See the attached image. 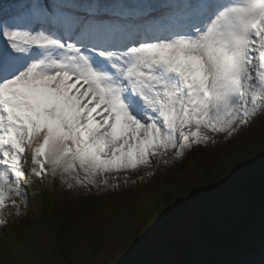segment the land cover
I'll return each instance as SVG.
<instances>
[{
  "label": "snow or ice",
  "instance_id": "snow-or-ice-1",
  "mask_svg": "<svg viewBox=\"0 0 264 264\" xmlns=\"http://www.w3.org/2000/svg\"><path fill=\"white\" fill-rule=\"evenodd\" d=\"M262 112L264 0H0V227L36 180L115 191Z\"/></svg>",
  "mask_w": 264,
  "mask_h": 264
},
{
  "label": "rangeland",
  "instance_id": "rangeland-1",
  "mask_svg": "<svg viewBox=\"0 0 264 264\" xmlns=\"http://www.w3.org/2000/svg\"><path fill=\"white\" fill-rule=\"evenodd\" d=\"M190 156L192 158L190 162L184 160L185 158L179 161H175L166 168L161 167L160 170L157 171L156 174L151 178L145 176V178L141 180L138 177L133 176L132 179L135 181L134 184L124 185L121 182L120 186L115 191L120 192V202H124L128 207L126 206V209H122L121 213L119 212L115 216L111 211L113 205V197L110 196L114 192L111 189L102 191L103 195L100 197H97V194L94 192L95 190L91 193H87L82 189H76L75 193L77 194L70 193L66 190H61L58 191L53 198V208L61 209L64 206V208H68L69 202L76 200H82L83 202L86 201V203L88 204L87 207L85 205H82L78 206V210L73 209L71 211H77V213H80L81 210H86V208L89 209L97 207V209H94V212L98 216H102L101 224L97 223V225L101 226L100 232H102L103 234L105 232V235L107 236L108 232L110 234L111 231L112 235L115 238L123 242V239H125V237L123 238V232L125 231V229L128 230V228L133 227L132 219L134 217H137L138 214L137 209H133L130 207V205L133 204L132 202H136L139 199H144L149 208H154L158 205L157 200L156 202L152 200V194H155V188H153V185H159L161 190L163 191L162 194H167L166 203H168L169 208L175 211V213L179 211V207L181 204L180 195L183 193V188H186L188 184L194 182L197 179V177H195V170L191 166L192 162L196 163V167L199 171L203 172V167L204 169L209 168V171H207L212 174H217V179H219L222 174L227 178L240 177L239 173H237L236 170H240V166H242L244 169L243 175L247 176V178L244 180L245 184H249L252 186L255 184H262L264 183L263 175H261L260 180L257 182L249 179V176H251V174H253L254 176H258L259 174L256 175V173L253 172H255L256 170L259 171V169L264 166V112L260 113L249 126L240 129L239 132L227 142H225L223 138H220L217 144L214 146L209 144L207 147L195 148ZM189 158L190 157H187L186 159L188 160ZM259 165L261 166L258 167ZM221 169L224 170L223 173L221 172ZM203 173L206 174L205 172ZM218 181L221 183L220 179ZM196 187V184H194V186L190 188V190L192 189L191 191H193ZM261 187L262 186H260L259 189H261ZM106 197H110L107 200L106 206L104 208H100V201ZM157 197L158 196H156V199ZM228 200L231 201V205L233 204L235 198L231 197ZM61 215V213H58V215L55 217L58 224L54 226V228L60 227L61 223H59V220L61 219ZM69 216H71V214ZM12 218L13 217L8 218L11 227H13L11 225ZM35 222L36 223L34 227L36 228L38 226V222ZM60 228L64 229L62 228V226ZM104 228H106V231ZM4 229L5 228L0 230L1 235L5 233L3 232ZM126 232L129 233L130 231L128 230ZM100 235V233L95 234V238L99 237L96 240H94L93 236L91 237L94 245L101 243L102 239ZM77 237H79V235L71 236L70 234H66L64 240L72 241L73 243L75 242L82 248L87 249L88 252L86 253L90 255L93 254L92 248L89 251L86 244L76 239ZM107 238H109V235L107 236ZM93 243L91 244V246L93 245ZM14 252H16L15 249ZM21 264H27V262L23 261ZM154 264H156V262Z\"/></svg>",
  "mask_w": 264,
  "mask_h": 264
},
{
  "label": "trees",
  "instance_id": "trees-1",
  "mask_svg": "<svg viewBox=\"0 0 264 264\" xmlns=\"http://www.w3.org/2000/svg\"><path fill=\"white\" fill-rule=\"evenodd\" d=\"M216 182V179H214L212 185L216 190L215 192L222 191V193L229 192L228 194H230V192L241 193L243 191L240 188H234V186L230 182L228 184H225L222 188L217 186ZM253 194L254 192L251 193V195ZM260 195L261 197L259 203L254 204L253 206L245 205L244 212H242V214H245L247 212L250 213V211L252 210L251 207L258 208L263 206L264 191L261 192L259 196ZM155 198V195H153L152 200L154 201ZM252 198L253 196L249 197L250 200L248 201V203H253ZM203 201L204 198L198 197L197 195L186 198L184 203V211L188 213H184L183 216L180 217H177L173 213H171L167 208L164 207V204H161L159 207H157L158 209H155L149 208L144 199H139L134 203L132 202L133 205H130V207L133 209H137L138 213L137 217L132 220L133 226L135 227V232L137 233L140 241H142L146 249L150 251H148V256L155 254L154 257L157 258L156 261L161 262L160 264H190L191 262H194L199 258H205L211 261L212 264H221L222 261L232 262L233 260H235L236 262H242L244 258L240 256L238 252L234 254L235 250L230 246V241L233 242V240H229L230 238L227 233H218L220 235L214 236L208 234V229H203L200 234H192L193 229L197 227L195 225H199L198 217L193 209L197 210V207L199 208L200 206L198 205L199 202H201L202 204ZM126 206L127 204H125L124 202L118 204L114 208L115 213L119 212V210L124 209ZM201 211L202 210H200V212ZM225 212L226 210L222 212V216L224 218L227 217ZM161 217L167 218L166 220L168 221L170 227L168 231H164L160 227L159 220ZM247 218L248 222H251L250 218ZM220 223V216H217L216 218H214V220H212L210 224L218 225ZM84 226L85 228L83 230H81L83 226L80 229L77 226H73V232H70V234H79L81 236V239H85L86 235L89 236L87 232L91 231L92 228L89 225L86 226V224ZM231 229L235 230V227L232 226ZM235 231L240 236H242L240 233L241 229H237ZM176 232L177 235H174ZM60 238L61 237L59 235L56 236L55 254H45V259L33 258L27 260L29 264H116V261H118L116 255L121 252L125 254L124 251L126 247L129 246V244L120 245L116 241H114V244L112 245H110L109 243H98L94 245L93 241L89 240L90 246L93 243V245L91 246L93 254L90 255L86 253L87 251H82V249L77 244L70 243L67 248H65L64 242ZM167 238L171 239L172 242L177 241L178 246L173 247L167 245L165 247L168 248L164 250V248L162 247L167 241ZM256 238L258 240V243H262V240H264V236L262 237L261 235H257ZM226 249L229 252H225L223 254L224 256H222L221 254ZM216 250L219 254L218 256L215 252ZM213 254L216 255L218 261L215 262L210 260L212 257H214Z\"/></svg>",
  "mask_w": 264,
  "mask_h": 264
}]
</instances>
